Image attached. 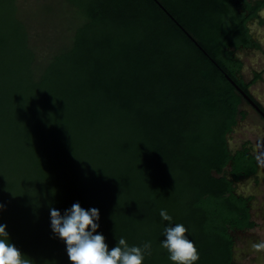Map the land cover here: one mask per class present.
<instances>
[{
	"label": "trees",
	"instance_id": "trees-1",
	"mask_svg": "<svg viewBox=\"0 0 264 264\" xmlns=\"http://www.w3.org/2000/svg\"><path fill=\"white\" fill-rule=\"evenodd\" d=\"M65 1L73 40L38 68L17 0H0V223L12 242L31 264H71L50 207L79 202L100 210L110 247L151 241L143 264H173L168 223L187 227L198 264H237L233 232L256 222L234 182L258 165L248 143L229 146L246 112L226 76L252 98L261 73L241 78L237 52L260 49L247 20L264 0Z\"/></svg>",
	"mask_w": 264,
	"mask_h": 264
},
{
	"label": "rangeland",
	"instance_id": "rangeland-1",
	"mask_svg": "<svg viewBox=\"0 0 264 264\" xmlns=\"http://www.w3.org/2000/svg\"><path fill=\"white\" fill-rule=\"evenodd\" d=\"M17 7L27 27L35 65L41 68L71 44L77 23L74 10L65 0H17ZM248 29L260 49L239 50L237 55L243 62L242 76L246 82L252 80L255 72L261 73L260 80L250 87V94L264 108V8L249 23ZM241 109L247 115L238 121L228 136V143L232 150L242 142L248 143L260 167L256 175L241 178L235 184L237 194L250 201L256 227L233 232V258L240 264H264V121L247 104Z\"/></svg>",
	"mask_w": 264,
	"mask_h": 264
},
{
	"label": "clouds",
	"instance_id": "clouds-1",
	"mask_svg": "<svg viewBox=\"0 0 264 264\" xmlns=\"http://www.w3.org/2000/svg\"><path fill=\"white\" fill-rule=\"evenodd\" d=\"M5 205L0 203V210ZM163 220L171 221L169 213L162 209ZM100 210L84 208L79 202L60 209L50 207V227L53 234L64 241L71 264H143L151 254L152 243L130 245L124 237L110 247L100 228ZM161 246L167 250L173 264H198L199 252L183 223H168L163 230ZM0 264H31L12 242L7 225L0 223Z\"/></svg>",
	"mask_w": 264,
	"mask_h": 264
},
{
	"label": "flooded vegetation",
	"instance_id": "flooded-vegetation-1",
	"mask_svg": "<svg viewBox=\"0 0 264 264\" xmlns=\"http://www.w3.org/2000/svg\"><path fill=\"white\" fill-rule=\"evenodd\" d=\"M246 1H248V2H256L257 0H246ZM260 1H263V0H260ZM264 8V7H263ZM263 8H261V9H263ZM239 12H240V14H244V16H246V17H248V15H249V13H248V10L247 9H245V8H241L240 10H239ZM258 14H259V12H258ZM253 19H251V20H247V26L249 25V23L252 21ZM252 38H253V36H252ZM254 39V38H253ZM255 40V39H254ZM256 41V40H255ZM242 50H244V51H248V50H253V49H248V48H244V49H242ZM238 58L240 59V61L242 62V60H241V58L238 56ZM243 63V62H242ZM242 70H243V67H242ZM242 70H241V72L239 73V75L241 76V78H243V73H242ZM249 93H250V88H249ZM252 96V95H251ZM252 99L255 101V103H257L258 105H259V107L264 111V108L261 106V104L260 103H258L253 97H252ZM243 104H247L248 106H250L256 113H257V115L264 121V118L259 114V112H257L255 109H254V107L249 103V102H247L246 100H245V102L243 103ZM242 104V105H243ZM241 105V106H242ZM241 109V108H240ZM242 110V109H241ZM244 111V110H243ZM245 112V111H244ZM247 115V114H246ZM244 119V118H243ZM246 142H242L239 146H238V148H240L242 145H244ZM238 148H236L235 150H237ZM235 150H233V151H235ZM252 153V152H251ZM253 154V153H252ZM254 155V154H253ZM254 157H255V155H254ZM255 159H256V164L258 165V167H257V170H256V172L252 175V176H254V175H256V173L258 172V170H259V162H258V160H257V158L255 157ZM237 183V181H235L234 182V185ZM250 210H251V207H250ZM253 219V218H252ZM247 231H249V230H247ZM239 232H246V231H239ZM234 245H235V243H234ZM237 264H240V263H238L237 261H235Z\"/></svg>",
	"mask_w": 264,
	"mask_h": 264
},
{
	"label": "water",
	"instance_id": "water-1",
	"mask_svg": "<svg viewBox=\"0 0 264 264\" xmlns=\"http://www.w3.org/2000/svg\"><path fill=\"white\" fill-rule=\"evenodd\" d=\"M160 5V4H159ZM161 6V5H160ZM162 7V6H161ZM163 8V7H162ZM165 10V9H164ZM226 78L230 81V83L239 91V93L244 97V99L249 102L254 109L259 112V114L264 118V111L259 107L255 101L250 98L230 77L226 76Z\"/></svg>",
	"mask_w": 264,
	"mask_h": 264
}]
</instances>
